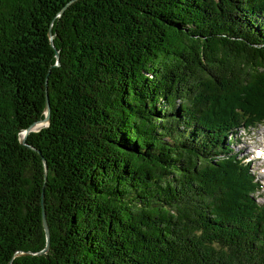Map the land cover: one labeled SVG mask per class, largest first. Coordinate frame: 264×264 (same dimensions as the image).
Masks as SVG:
<instances>
[{
	"label": "trees",
	"instance_id": "1",
	"mask_svg": "<svg viewBox=\"0 0 264 264\" xmlns=\"http://www.w3.org/2000/svg\"><path fill=\"white\" fill-rule=\"evenodd\" d=\"M263 122L264 0H0V264H264Z\"/></svg>",
	"mask_w": 264,
	"mask_h": 264
},
{
	"label": "rangeland",
	"instance_id": "2",
	"mask_svg": "<svg viewBox=\"0 0 264 264\" xmlns=\"http://www.w3.org/2000/svg\"><path fill=\"white\" fill-rule=\"evenodd\" d=\"M45 126V122L36 123L32 129L34 131L39 128ZM22 136V135H21ZM232 147V151L236 152L238 157H245L246 159H250L249 167L252 175L260 182L261 188L254 195L255 199L259 204L264 203V159L260 157L257 158V155L260 153H264V150L260 149L258 153L255 154V158L253 155V149L257 146L259 148L264 147V122L258 124L255 127L244 129L241 128L234 135V140H231L229 144Z\"/></svg>",
	"mask_w": 264,
	"mask_h": 264
},
{
	"label": "water",
	"instance_id": "3",
	"mask_svg": "<svg viewBox=\"0 0 264 264\" xmlns=\"http://www.w3.org/2000/svg\"><path fill=\"white\" fill-rule=\"evenodd\" d=\"M49 38L51 39L52 36L49 34ZM57 57V54H56ZM48 114H49V109H48V102H47V98H45V113H44V117L41 120L35 121L33 123H31L27 128H25L22 132H21V143L23 144L25 135L30 132V131H34L32 129V127L39 122H45V125L47 123L48 120ZM45 169V167H44ZM41 223H42V228H43V232H44V236H45V241H46V245L45 248L47 247V243H48V226L45 220V216H44V209L42 206V194H41Z\"/></svg>",
	"mask_w": 264,
	"mask_h": 264
},
{
	"label": "bare ground",
	"instance_id": "4",
	"mask_svg": "<svg viewBox=\"0 0 264 264\" xmlns=\"http://www.w3.org/2000/svg\"><path fill=\"white\" fill-rule=\"evenodd\" d=\"M260 157H263V159H264V153H260L259 155H257V158L259 159ZM254 158H255V156H254Z\"/></svg>",
	"mask_w": 264,
	"mask_h": 264
}]
</instances>
